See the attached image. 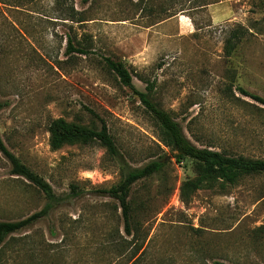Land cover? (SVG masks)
I'll return each instance as SVG.
<instances>
[{"label":"rangeland","instance_id":"1","mask_svg":"<svg viewBox=\"0 0 264 264\" xmlns=\"http://www.w3.org/2000/svg\"><path fill=\"white\" fill-rule=\"evenodd\" d=\"M238 33L239 37H234ZM227 40L236 42L227 54ZM79 51L68 52L69 42ZM122 62L197 146L264 157V0H0V133L8 149L59 197L50 212L6 238L0 264H264V173L200 188L159 141L153 116L104 58ZM94 141L50 145L54 118L99 127ZM152 159L162 169L130 193L131 233L104 190ZM75 186V188H72ZM47 203L0 151V220Z\"/></svg>","mask_w":264,"mask_h":264},{"label":"trees","instance_id":"2","mask_svg":"<svg viewBox=\"0 0 264 264\" xmlns=\"http://www.w3.org/2000/svg\"><path fill=\"white\" fill-rule=\"evenodd\" d=\"M86 1V0H84ZM234 37H239L234 33ZM236 46V42L227 40L226 52L230 54ZM68 52L79 51L84 53L83 48H77L69 42ZM107 66L116 74L119 81L131 88L136 93L140 101L153 116L158 127L159 141L174 152V157L180 161L190 158L196 163V175L184 180L180 187V196L184 201H188L194 192L200 188L213 185L218 182L220 185L235 184L245 175H255L264 173V157H251L245 155H232L212 148L211 146H197L184 133L181 124L172 115L161 107L152 97L153 87L147 83V90H138L132 80L129 69L120 61L109 56L104 58ZM238 91L252 99L264 104V98L250 93L241 86ZM0 102V111L3 108ZM100 120L99 127H89L83 124L67 121L65 118H54L49 122L50 145L53 149H59L65 144L90 143L97 141L106 147L111 155L118 154L117 144L112 136L104 118L97 115ZM0 151L8 158L12 164V171L16 175L25 177L44 192L47 203L39 211L19 220H0V246L8 235L15 233L38 219L46 216L59 197L54 192L51 184L38 173L24 164L4 143L0 133ZM164 162L160 159H152L146 164L130 168L115 186H111L104 191L109 196L116 198L122 208L125 229L131 233V205L130 193L132 186L142 180L158 173ZM75 188V186H72ZM217 264H226L217 262Z\"/></svg>","mask_w":264,"mask_h":264}]
</instances>
